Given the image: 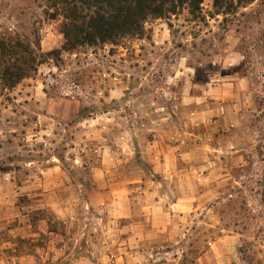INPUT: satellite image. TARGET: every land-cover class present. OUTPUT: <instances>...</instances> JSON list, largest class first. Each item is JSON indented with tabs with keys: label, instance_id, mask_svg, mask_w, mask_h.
<instances>
[{
	"label": "rangeland",
	"instance_id": "rangeland-1",
	"mask_svg": "<svg viewBox=\"0 0 264 264\" xmlns=\"http://www.w3.org/2000/svg\"><path fill=\"white\" fill-rule=\"evenodd\" d=\"M44 12L0 0V33L60 49ZM144 28L0 95V264H214L235 233L264 264V0Z\"/></svg>",
	"mask_w": 264,
	"mask_h": 264
},
{
	"label": "trees",
	"instance_id": "trees-1",
	"mask_svg": "<svg viewBox=\"0 0 264 264\" xmlns=\"http://www.w3.org/2000/svg\"><path fill=\"white\" fill-rule=\"evenodd\" d=\"M231 0H213L222 7ZM243 3L246 0H235ZM203 0H45V15L59 19L63 36L60 49L45 52L38 31L31 36L0 33V95L32 76L38 67L61 50L98 44H116L125 37L142 36L145 23L176 14L186 7L192 15Z\"/></svg>",
	"mask_w": 264,
	"mask_h": 264
},
{
	"label": "crops",
	"instance_id": "crops-1",
	"mask_svg": "<svg viewBox=\"0 0 264 264\" xmlns=\"http://www.w3.org/2000/svg\"><path fill=\"white\" fill-rule=\"evenodd\" d=\"M228 237L230 239L229 248L232 250L231 251L232 253L234 251V256L231 255L227 261V259L225 258L226 256L224 255V250H223V246L226 244L223 241L215 242L213 245L214 246L213 251L218 256V259L214 260V264H217L218 261H219V264H222V263L223 264H248L247 262H244L241 257H239L240 252H238V245L233 244V240H235V238H236V233L230 234V235H228ZM221 240H223V239H221ZM203 256H201L199 258L200 264H205Z\"/></svg>",
	"mask_w": 264,
	"mask_h": 264
}]
</instances>
